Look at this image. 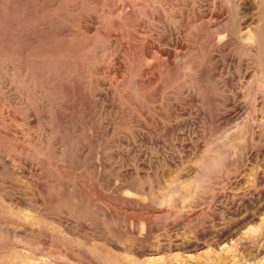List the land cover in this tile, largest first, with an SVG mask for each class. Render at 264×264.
<instances>
[{
  "label": "rangeland",
  "instance_id": "1",
  "mask_svg": "<svg viewBox=\"0 0 264 264\" xmlns=\"http://www.w3.org/2000/svg\"><path fill=\"white\" fill-rule=\"evenodd\" d=\"M243 1L0 0V264H204L183 241L258 206Z\"/></svg>",
  "mask_w": 264,
  "mask_h": 264
},
{
  "label": "bare ground",
  "instance_id": "2",
  "mask_svg": "<svg viewBox=\"0 0 264 264\" xmlns=\"http://www.w3.org/2000/svg\"><path fill=\"white\" fill-rule=\"evenodd\" d=\"M242 5H243L242 8L245 7V9L248 10L259 9V7L262 8L264 7V1L244 0ZM262 10L263 9L260 10V13ZM260 15L261 18L259 17V20L255 25L245 24L244 26H240L241 23L239 24L238 20L237 21L234 20L232 21V26L229 30V33L232 34V36L235 39L239 38L243 40L244 45L246 46L249 52L256 50L258 51L259 46H262V45L258 46V44H260L261 42V40H259L260 35L258 36V34H261L259 33V31L260 29L262 31L263 30L262 27H264V24H262V22H264L263 19L264 15L263 14ZM233 18L234 17H232V19ZM235 18L238 19V17L236 16ZM241 19L242 18H240V20ZM262 37L264 36L262 35ZM218 41H219L218 39L215 40V42ZM262 47L261 49H263ZM236 60L239 61L240 59L236 58ZM258 118H259L260 129L258 130V134L256 136V142L258 141L259 143V141L264 140L262 139L264 137V113H260ZM249 121H250V117L248 116H245V119L243 120L242 124L238 123L237 119L234 118V123H236L234 124L235 128L233 130L235 138L236 137L238 138L239 133L237 129L239 130V127H241L244 130H247L250 127ZM261 145L263 144H260V146L258 145L254 149L252 146L251 148L249 147L250 149L249 153L251 156L255 157V161L259 155H261L262 158H264V148L261 147ZM217 157L218 156H216V159ZM212 159H215V157ZM248 165L250 166L249 168L252 169L251 171L249 170L252 174V177L251 175H249L252 181L250 180V178H248V180L253 182L254 185L249 186L247 188V192L249 195H251L250 202L252 203V205H254L256 201L259 202L258 206L256 208H252L250 210L240 213L238 216L234 217L231 221L229 220L225 223L224 221H222L223 224H221L219 228L214 230V234L212 235L213 237L210 242H203V243L194 242L195 244L193 243L192 245L188 242H185L186 240H188L186 239L185 241H183L184 243L181 242L182 243L181 246L178 245L180 246L179 248L180 250H183L184 252L186 251V248L190 247L193 251L196 252L199 249V247L200 248L204 247L206 249L205 251H207L204 258V264H264V187H262L264 185V167L262 168L261 165L256 164V162L255 163L249 162ZM235 171L237 172L236 168ZM256 184L260 185L259 188L255 186ZM224 244H226L227 246L223 247ZM223 252H227V254L224 253L226 256L222 254ZM4 258L5 260L8 259L6 258V256ZM39 258L40 257H38V259ZM22 259L24 260H22L21 262H16L13 260L11 264H41L40 262L38 263L36 261L35 257L33 258L30 256H23ZM40 260L43 259L40 258Z\"/></svg>",
  "mask_w": 264,
  "mask_h": 264
}]
</instances>
